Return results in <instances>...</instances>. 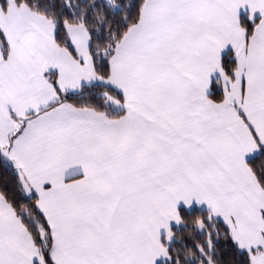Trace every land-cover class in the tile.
Instances as JSON below:
<instances>
[{"label": "snow or ice", "instance_id": "obj_1", "mask_svg": "<svg viewBox=\"0 0 264 264\" xmlns=\"http://www.w3.org/2000/svg\"><path fill=\"white\" fill-rule=\"evenodd\" d=\"M0 264H264V0H0Z\"/></svg>", "mask_w": 264, "mask_h": 264}]
</instances>
